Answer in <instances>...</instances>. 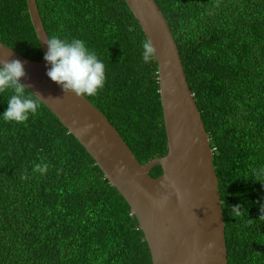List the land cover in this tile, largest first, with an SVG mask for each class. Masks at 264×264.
<instances>
[{
  "label": "trees",
  "instance_id": "obj_1",
  "mask_svg": "<svg viewBox=\"0 0 264 264\" xmlns=\"http://www.w3.org/2000/svg\"><path fill=\"white\" fill-rule=\"evenodd\" d=\"M155 1L214 150L229 264H264V0ZM38 5L49 37L81 38L103 61L105 85L86 98L136 158L167 155L158 64L142 62L147 38L125 0ZM0 41L42 59L27 0H0ZM10 94L0 93V113ZM0 264H153L129 204L41 102L23 123L0 119Z\"/></svg>",
  "mask_w": 264,
  "mask_h": 264
},
{
  "label": "water",
  "instance_id": "obj_2",
  "mask_svg": "<svg viewBox=\"0 0 264 264\" xmlns=\"http://www.w3.org/2000/svg\"><path fill=\"white\" fill-rule=\"evenodd\" d=\"M154 47L168 153L142 164L86 97L64 93L46 75V31L38 0H27L43 57L33 61L0 41V60L23 62L28 86L96 161L131 208L153 264H229L214 150L171 28L155 0H125ZM88 124L91 129L85 130ZM160 166L162 175L151 171Z\"/></svg>",
  "mask_w": 264,
  "mask_h": 264
},
{
  "label": "clouds",
  "instance_id": "obj_3",
  "mask_svg": "<svg viewBox=\"0 0 264 264\" xmlns=\"http://www.w3.org/2000/svg\"><path fill=\"white\" fill-rule=\"evenodd\" d=\"M41 43L47 47L44 54L46 75L60 86L64 93H74L77 97H89L98 94L104 87L105 65L85 40L81 38L69 40L53 35L46 41L41 40ZM141 47L142 62L148 64L154 56L153 44L151 40L145 39ZM26 75L22 61L18 59L0 60V93H11L7 99V107L0 113V119L23 123L38 112L40 100L30 95L27 92L28 86L22 83V78H26ZM92 127L93 125L88 124L85 130ZM47 167V164L43 166L37 164L34 170L43 174ZM256 174L264 175V169H260ZM27 178L22 177V179ZM243 210L245 209L241 205L231 206V212L236 216L240 215ZM261 212L264 213V204L261 205Z\"/></svg>",
  "mask_w": 264,
  "mask_h": 264
}]
</instances>
